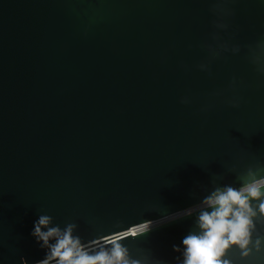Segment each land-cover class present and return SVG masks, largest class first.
<instances>
[{
    "label": "water",
    "instance_id": "water-1",
    "mask_svg": "<svg viewBox=\"0 0 264 264\" xmlns=\"http://www.w3.org/2000/svg\"><path fill=\"white\" fill-rule=\"evenodd\" d=\"M249 174L264 175V0H0V264L43 258L40 214L94 242ZM197 215L121 243L178 264ZM250 247L225 258L264 264Z\"/></svg>",
    "mask_w": 264,
    "mask_h": 264
},
{
    "label": "clouds",
    "instance_id": "clouds-1",
    "mask_svg": "<svg viewBox=\"0 0 264 264\" xmlns=\"http://www.w3.org/2000/svg\"><path fill=\"white\" fill-rule=\"evenodd\" d=\"M258 201L254 206L253 202ZM198 210L196 230L189 231L173 251L181 254L175 258L178 264H233L226 255L233 247L241 256L257 251L264 244V238L257 237L253 242L254 217L264 215V175L249 174L239 186L224 185L216 188L200 202V206H190L170 214L168 219L142 220L134 233H129L131 224L84 239L76 231L78 225L66 223L63 227L54 223L48 214H40L33 222L31 235L41 249L43 258L33 264H143L131 256L129 249L121 241L128 235L137 236L150 231L154 226L191 215ZM156 264H169L155 255ZM22 264H29L21 257Z\"/></svg>",
    "mask_w": 264,
    "mask_h": 264
},
{
    "label": "built area",
    "instance_id": "built-area-1",
    "mask_svg": "<svg viewBox=\"0 0 264 264\" xmlns=\"http://www.w3.org/2000/svg\"><path fill=\"white\" fill-rule=\"evenodd\" d=\"M195 206H197V209L199 208V206H200V204H198V205H195ZM170 217V215H168V216H166V217H163V218H160V219H168ZM157 220H159V219H157ZM155 221V220H154ZM159 225H161V224H159ZM156 226H158V225H156ZM137 227H139V226H137ZM137 227H135V228H133V229H136ZM155 227V226H154ZM135 232V231H134ZM134 232H131V233H134Z\"/></svg>",
    "mask_w": 264,
    "mask_h": 264
},
{
    "label": "bare ground",
    "instance_id": "bare-ground-1",
    "mask_svg": "<svg viewBox=\"0 0 264 264\" xmlns=\"http://www.w3.org/2000/svg\"><path fill=\"white\" fill-rule=\"evenodd\" d=\"M134 231H135V229H132V230H131V232H134Z\"/></svg>",
    "mask_w": 264,
    "mask_h": 264
}]
</instances>
